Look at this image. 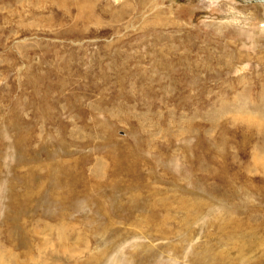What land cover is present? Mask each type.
<instances>
[{"label":"rangeland","instance_id":"374dc122","mask_svg":"<svg viewBox=\"0 0 264 264\" xmlns=\"http://www.w3.org/2000/svg\"><path fill=\"white\" fill-rule=\"evenodd\" d=\"M0 0V264H264V3Z\"/></svg>","mask_w":264,"mask_h":264},{"label":"bare ground","instance_id":"6f19581e","mask_svg":"<svg viewBox=\"0 0 264 264\" xmlns=\"http://www.w3.org/2000/svg\"><path fill=\"white\" fill-rule=\"evenodd\" d=\"M240 1V0H238ZM257 1H260L258 3H264V0H250V1H241L242 3H246V2H257ZM247 4V3H246Z\"/></svg>","mask_w":264,"mask_h":264},{"label":"water","instance_id":"95a60500","mask_svg":"<svg viewBox=\"0 0 264 264\" xmlns=\"http://www.w3.org/2000/svg\"><path fill=\"white\" fill-rule=\"evenodd\" d=\"M257 2H260V1H257ZM247 4H251V3H254V2H246Z\"/></svg>","mask_w":264,"mask_h":264}]
</instances>
